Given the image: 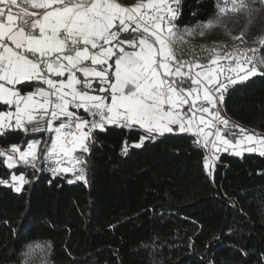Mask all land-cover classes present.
<instances>
[{
	"label": "snow or ice",
	"instance_id": "1",
	"mask_svg": "<svg viewBox=\"0 0 264 264\" xmlns=\"http://www.w3.org/2000/svg\"><path fill=\"white\" fill-rule=\"evenodd\" d=\"M181 7L182 0H0V137L36 125L50 134L42 151L38 138L0 148L4 166L43 163L54 177L71 173L87 184L96 133L113 125L142 131L134 147L191 135L206 150L209 175L221 151L264 156V135L222 110L230 90L264 77V36L244 46L245 33L227 32L231 48L201 45L206 57L193 49L185 57L191 40L232 20L251 22L264 0H216L207 20L183 27ZM28 183L23 171L0 179L16 193ZM18 256L19 264H54L48 241H30Z\"/></svg>",
	"mask_w": 264,
	"mask_h": 264
},
{
	"label": "trees",
	"instance_id": "2",
	"mask_svg": "<svg viewBox=\"0 0 264 264\" xmlns=\"http://www.w3.org/2000/svg\"><path fill=\"white\" fill-rule=\"evenodd\" d=\"M215 3L182 0L176 23L207 20ZM238 88L223 114L264 135V77ZM7 135L0 148L32 137ZM96 135L87 184L42 165L9 170L0 158V179L23 171L30 181L21 193L0 184V264H19L33 240L51 243L54 264H264V156L223 153L209 175L206 150L189 134L141 147V130Z\"/></svg>",
	"mask_w": 264,
	"mask_h": 264
},
{
	"label": "rangeland",
	"instance_id": "3",
	"mask_svg": "<svg viewBox=\"0 0 264 264\" xmlns=\"http://www.w3.org/2000/svg\"><path fill=\"white\" fill-rule=\"evenodd\" d=\"M227 32H230L232 36L239 35L243 32L245 33L247 44L253 43L256 38L264 35V10L256 15L251 22L245 20L244 18L232 20L228 22L227 29H217L214 34L207 35L205 37H196L193 40L204 42L220 40L234 43L230 36L226 34Z\"/></svg>",
	"mask_w": 264,
	"mask_h": 264
},
{
	"label": "built area",
	"instance_id": "4",
	"mask_svg": "<svg viewBox=\"0 0 264 264\" xmlns=\"http://www.w3.org/2000/svg\"><path fill=\"white\" fill-rule=\"evenodd\" d=\"M213 43L216 44H222V43H226L229 48H231L233 42H226V41H220V40H214V41H210V42H204V41H198V40H191L190 43L188 45H185V57L187 58L188 55L190 54L189 49H193L195 50L197 53H199L202 56H207V53H200V46L201 45H207V46H211ZM254 42L251 44H246L244 46H253ZM47 132L45 131V126L43 125H36V126H30L29 127V131L27 134L29 135H42V134H46ZM37 169V168H35ZM39 172H50L52 173L48 167L46 165H44L42 163V168L39 169Z\"/></svg>",
	"mask_w": 264,
	"mask_h": 264
},
{
	"label": "crops",
	"instance_id": "5",
	"mask_svg": "<svg viewBox=\"0 0 264 264\" xmlns=\"http://www.w3.org/2000/svg\"><path fill=\"white\" fill-rule=\"evenodd\" d=\"M120 2L121 3H123V4H125V5H131V4H133L134 2H135V0H120ZM201 62H204V63H206L207 62V60L205 59V60H202ZM222 110L224 111V107H223V105H222ZM229 119H231L232 120V118H230L229 116H227ZM232 121H234V120H232ZM242 127V126H241ZM253 132H256V131H254V130H252ZM257 133V132H256ZM33 138H38L39 140H40V148H41V151L43 150V148L45 147V141H48L49 139H50V134L49 133H46V134H42V135H34V136H32V137H30V139H33ZM223 153H230L231 154V152L230 151H228V152H225V151H221L220 153H218V156L220 157V155L221 154H223ZM244 153H248V152H244ZM243 153V154H244ZM242 154V155H243ZM256 154H258V153H256ZM219 160V158L217 159V160H215V161H213V164L214 163H216L217 161ZM39 165H42V163H40ZM61 175H72L71 173H68V174H61ZM74 177V176H73ZM75 179V178H74Z\"/></svg>",
	"mask_w": 264,
	"mask_h": 264
}]
</instances>
